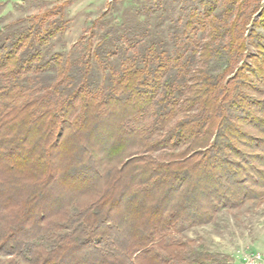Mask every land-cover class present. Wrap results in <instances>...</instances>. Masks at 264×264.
Masks as SVG:
<instances>
[{"label":"trees","instance_id":"obj_1","mask_svg":"<svg viewBox=\"0 0 264 264\" xmlns=\"http://www.w3.org/2000/svg\"><path fill=\"white\" fill-rule=\"evenodd\" d=\"M172 1L132 6L69 52L48 53L64 3L0 29L4 264H222L183 232L264 201L249 5L199 0L173 19Z\"/></svg>","mask_w":264,"mask_h":264},{"label":"rangeland","instance_id":"obj_2","mask_svg":"<svg viewBox=\"0 0 264 264\" xmlns=\"http://www.w3.org/2000/svg\"><path fill=\"white\" fill-rule=\"evenodd\" d=\"M216 5L214 12L223 10V2L238 1L235 4L249 5L244 15L250 18L246 26L247 55H256L257 46L252 42L264 43V26L261 14L264 0H211ZM66 2V3H65ZM147 2L151 6L172 0H0V29L6 24L26 23L43 15L44 11L64 3L65 29L48 44V53L69 52L75 44L85 43L89 38L95 44L99 32L105 25H118L135 5ZM179 2L169 11L173 19L188 15L192 9H205L199 0H176ZM180 7H183L182 9ZM254 8H256L254 10ZM155 14V13H153ZM235 15V12H234ZM231 18H233V16ZM251 15V16H250ZM57 17L59 15H56ZM154 17V15H153ZM55 20V16L46 17ZM185 20V19H184ZM35 21V20H34ZM245 61L250 64L251 59ZM257 95V93H255ZM186 240L195 246H202L216 255L222 264H264V201L254 200L236 208H222L214 220L204 225L187 227L183 232ZM255 256L259 257L255 261ZM9 257L0 254V264Z\"/></svg>","mask_w":264,"mask_h":264},{"label":"built area","instance_id":"obj_3","mask_svg":"<svg viewBox=\"0 0 264 264\" xmlns=\"http://www.w3.org/2000/svg\"><path fill=\"white\" fill-rule=\"evenodd\" d=\"M257 259H259V257H256V256H255V261H258ZM257 264H260V263H259V262H257Z\"/></svg>","mask_w":264,"mask_h":264}]
</instances>
